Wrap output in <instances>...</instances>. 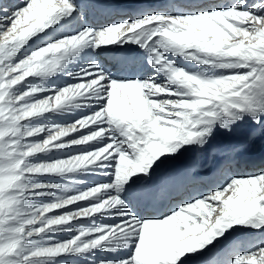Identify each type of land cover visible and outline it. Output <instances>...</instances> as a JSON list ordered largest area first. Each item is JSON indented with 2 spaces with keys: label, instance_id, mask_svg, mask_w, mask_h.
Here are the masks:
<instances>
[{
  "label": "snow or ice",
  "instance_id": "6c2138e0",
  "mask_svg": "<svg viewBox=\"0 0 264 264\" xmlns=\"http://www.w3.org/2000/svg\"><path fill=\"white\" fill-rule=\"evenodd\" d=\"M258 145L264 0H0V264H264Z\"/></svg>",
  "mask_w": 264,
  "mask_h": 264
},
{
  "label": "bare ground",
  "instance_id": "6f19581e",
  "mask_svg": "<svg viewBox=\"0 0 264 264\" xmlns=\"http://www.w3.org/2000/svg\"><path fill=\"white\" fill-rule=\"evenodd\" d=\"M253 158L256 160V161H258V163H259V161L262 159V158H264V149H261L260 147H259V145L256 147V149L254 150V152H253ZM243 170V169H242Z\"/></svg>",
  "mask_w": 264,
  "mask_h": 264
}]
</instances>
